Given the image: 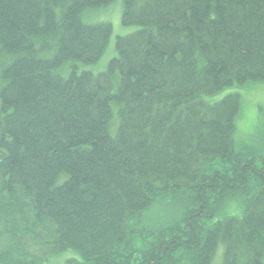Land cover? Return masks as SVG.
I'll use <instances>...</instances> for the list:
<instances>
[{
  "label": "trees",
  "instance_id": "obj_1",
  "mask_svg": "<svg viewBox=\"0 0 264 264\" xmlns=\"http://www.w3.org/2000/svg\"><path fill=\"white\" fill-rule=\"evenodd\" d=\"M113 2L0 0V264H264V118L209 101L264 83V0H122L77 73Z\"/></svg>",
  "mask_w": 264,
  "mask_h": 264
},
{
  "label": "rangeland",
  "instance_id": "obj_2",
  "mask_svg": "<svg viewBox=\"0 0 264 264\" xmlns=\"http://www.w3.org/2000/svg\"><path fill=\"white\" fill-rule=\"evenodd\" d=\"M121 15L122 0H114V2L108 6L90 9L83 13L82 20L84 23H107L110 24L112 31L101 58L93 64H75L77 73L86 71L96 75L104 72L110 60L117 55L115 50L116 38L124 37L135 32L137 29L136 27L122 25ZM72 68L73 65L70 64V68L67 70L64 69L61 75L66 77ZM228 94H238L240 98V108L238 115L235 118V131L233 134L235 147L239 148L252 136L259 119L264 118V83L258 82L249 83L243 86H231L223 89L220 93L210 98L209 101H218ZM241 211L242 206L240 203L238 201H233L226 207L224 214L221 217L239 216ZM217 251H220V253L214 258L213 264H219L220 262L222 249H218ZM69 258L79 260L78 255L66 252L60 256L51 257L48 264H64V261Z\"/></svg>",
  "mask_w": 264,
  "mask_h": 264
},
{
  "label": "bare ground",
  "instance_id": "obj_3",
  "mask_svg": "<svg viewBox=\"0 0 264 264\" xmlns=\"http://www.w3.org/2000/svg\"><path fill=\"white\" fill-rule=\"evenodd\" d=\"M104 24V23H103Z\"/></svg>",
  "mask_w": 264,
  "mask_h": 264
}]
</instances>
